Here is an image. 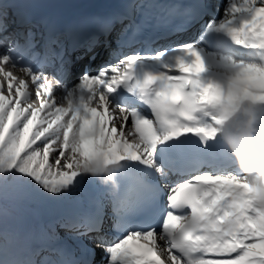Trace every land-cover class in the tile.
Instances as JSON below:
<instances>
[{
  "label": "snow or ice",
  "instance_id": "6c2138e0",
  "mask_svg": "<svg viewBox=\"0 0 264 264\" xmlns=\"http://www.w3.org/2000/svg\"><path fill=\"white\" fill-rule=\"evenodd\" d=\"M145 4L156 5L124 7ZM19 5L0 0V264H95L84 237L104 264H264V180L229 149L264 124V0H223L203 23L210 3L173 2L164 16L200 23L199 34L141 48L129 32L142 25L126 13L38 30ZM88 28L89 52L100 35L120 43L69 88L72 62L49 74L37 49ZM95 179L105 191L82 206L74 197ZM25 196L68 207L21 231L10 204Z\"/></svg>",
  "mask_w": 264,
  "mask_h": 264
},
{
  "label": "bare ground",
  "instance_id": "6f19581e",
  "mask_svg": "<svg viewBox=\"0 0 264 264\" xmlns=\"http://www.w3.org/2000/svg\"><path fill=\"white\" fill-rule=\"evenodd\" d=\"M58 95L63 96L64 93L60 92ZM84 186L92 187L94 186V181L86 183ZM82 191L83 188L76 193L74 199L80 201L82 206H87L88 202L82 197ZM10 207L12 208V217L9 222L18 225L21 231H27L30 226L41 222L44 214H50L55 217L65 211L68 205L42 201L25 196L10 204ZM76 248L78 252L79 248Z\"/></svg>",
  "mask_w": 264,
  "mask_h": 264
},
{
  "label": "clouds",
  "instance_id": "9594fccd",
  "mask_svg": "<svg viewBox=\"0 0 264 264\" xmlns=\"http://www.w3.org/2000/svg\"><path fill=\"white\" fill-rule=\"evenodd\" d=\"M236 163L247 175L259 176L264 180V124L245 126L242 146L237 151L229 143Z\"/></svg>",
  "mask_w": 264,
  "mask_h": 264
}]
</instances>
